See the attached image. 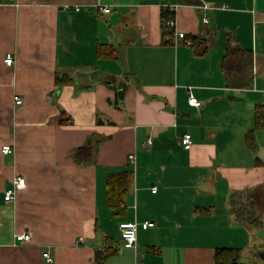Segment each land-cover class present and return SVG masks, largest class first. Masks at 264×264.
<instances>
[{"label": "crops", "instance_id": "0c3cea01", "mask_svg": "<svg viewBox=\"0 0 264 264\" xmlns=\"http://www.w3.org/2000/svg\"><path fill=\"white\" fill-rule=\"evenodd\" d=\"M237 46L251 75L228 78ZM260 103L264 0H0V264H94L109 248L105 264H215L224 247L239 249L235 264H264L263 131L256 151L246 142ZM87 143L94 157L78 164ZM123 170L133 177L114 215L107 177ZM16 177L26 187L6 201ZM124 222L138 224L135 249Z\"/></svg>", "mask_w": 264, "mask_h": 264}, {"label": "trees", "instance_id": "16d2710c", "mask_svg": "<svg viewBox=\"0 0 264 264\" xmlns=\"http://www.w3.org/2000/svg\"><path fill=\"white\" fill-rule=\"evenodd\" d=\"M187 3L200 4V0H184ZM175 17V12L163 10L162 28L165 34L172 35L173 31L168 26V21ZM169 43V41H168ZM195 41H193V44ZM107 56H114L110 52ZM253 54L243 47H229L223 58V69L228 78L246 77L251 75ZM63 82L61 80L59 84ZM255 127L246 135V142L249 149L257 150L256 134L264 131V104L260 103L254 107ZM94 146L87 143L73 150L72 158L78 164L88 163L94 157ZM133 173L130 170L111 173L107 177L106 191L109 207L114 215L122 212V203L126 201L132 182ZM116 250H97L94 264H105L107 259L114 255ZM239 255L237 248H218L215 254V264H235Z\"/></svg>", "mask_w": 264, "mask_h": 264}, {"label": "built area", "instance_id": "2783aa9c", "mask_svg": "<svg viewBox=\"0 0 264 264\" xmlns=\"http://www.w3.org/2000/svg\"><path fill=\"white\" fill-rule=\"evenodd\" d=\"M98 6H99V9L103 13H109L110 12V9L108 7H102L100 5H98ZM172 10L174 12H176V7L172 8ZM175 24H176V18L175 17L168 21V26L171 29H173L175 27ZM174 38H175L174 43H178V40H182L185 38V33L180 32V33H178V35L176 34V37H174ZM189 44H192V42H189ZM14 62H15V57H14L13 53H11V52L7 53L5 55V58H4L5 65H7L8 67H12ZM14 101L18 105L23 103L22 98L19 96H15ZM188 102L191 106H195V107H199L201 105V102L198 101V99L195 98L194 96H190ZM149 143H151V140H149ZM180 143L185 150H190L192 145H193L192 135L190 133H184L180 138ZM1 151L3 154H9L12 152V147H11V145L6 144L2 147ZM129 160L131 163H133L135 161V156L133 154H131L129 156ZM25 187H26V179L24 177L14 178L12 181V186L9 189H7L5 192L4 199L6 201L14 200L18 191L24 189ZM156 190H157V188L154 187L153 191L155 192ZM142 226L144 229H147L149 227L154 226V223L147 221V222L143 223ZM120 228H121V233H122V241H123L122 245H123V247L135 249L136 244H137L138 224L135 222H124V223H121ZM30 239H31V235L29 233H22V234H19L16 236L17 242H19V241H30ZM43 257L46 259L47 262L53 261V259L49 253H44Z\"/></svg>", "mask_w": 264, "mask_h": 264}, {"label": "rangeland", "instance_id": "374dc122", "mask_svg": "<svg viewBox=\"0 0 264 264\" xmlns=\"http://www.w3.org/2000/svg\"><path fill=\"white\" fill-rule=\"evenodd\" d=\"M262 133H264V131ZM262 133L259 134V136H260V139H259L260 140V144H262L264 142V134H262ZM261 135H263V136H261ZM262 138H263V141H262Z\"/></svg>", "mask_w": 264, "mask_h": 264}]
</instances>
